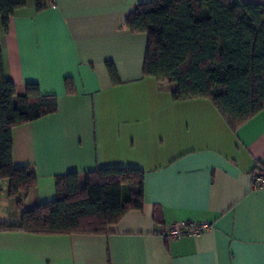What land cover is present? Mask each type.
Returning <instances> with one entry per match:
<instances>
[{
    "label": "crops",
    "instance_id": "0c3cea01",
    "mask_svg": "<svg viewBox=\"0 0 264 264\" xmlns=\"http://www.w3.org/2000/svg\"><path fill=\"white\" fill-rule=\"evenodd\" d=\"M148 1L47 0L37 10L27 0L0 35L7 77L57 100L56 112L12 130L14 165L36 177L23 209L52 201L58 175L143 172L142 208L108 233L0 231V264H264V190L252 187L264 168V109L232 129L209 99L174 101V84L144 76L147 36L124 23ZM1 182L0 222L15 223L20 212ZM177 221L210 228L163 235Z\"/></svg>",
    "mask_w": 264,
    "mask_h": 264
},
{
    "label": "trees",
    "instance_id": "16d2710c",
    "mask_svg": "<svg viewBox=\"0 0 264 264\" xmlns=\"http://www.w3.org/2000/svg\"><path fill=\"white\" fill-rule=\"evenodd\" d=\"M26 1L0 0V35ZM33 2L37 10L47 4ZM124 25L130 33L146 34L143 75L174 84L172 100L209 99L232 129L264 109V4L149 0L136 5ZM106 66L117 83L113 65ZM56 111L55 96L40 94L34 83L20 90L7 77L0 48V179L7 180L8 196L20 212L17 222H0V231L106 234L128 210L142 208L141 170L118 166L83 178L76 172L58 175L52 201L22 208L36 177L30 166L14 165L12 130Z\"/></svg>",
    "mask_w": 264,
    "mask_h": 264
},
{
    "label": "built area",
    "instance_id": "2783aa9c",
    "mask_svg": "<svg viewBox=\"0 0 264 264\" xmlns=\"http://www.w3.org/2000/svg\"><path fill=\"white\" fill-rule=\"evenodd\" d=\"M252 187L264 190V171L252 174ZM210 228L206 222L177 221L170 224L163 235L168 238H181L185 236H196Z\"/></svg>",
    "mask_w": 264,
    "mask_h": 264
},
{
    "label": "rangeland",
    "instance_id": "374dc122",
    "mask_svg": "<svg viewBox=\"0 0 264 264\" xmlns=\"http://www.w3.org/2000/svg\"><path fill=\"white\" fill-rule=\"evenodd\" d=\"M0 188H1V191L2 192H4L5 191V189H4V187H3V185H2V182L0 183ZM2 194V193H1ZM2 195H4L5 196V194H2ZM6 198V197H5Z\"/></svg>",
    "mask_w": 264,
    "mask_h": 264
}]
</instances>
